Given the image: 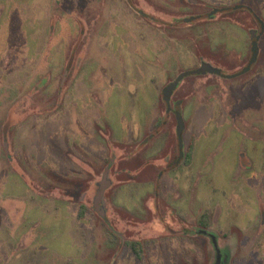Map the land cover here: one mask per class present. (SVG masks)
<instances>
[{
    "label": "rangeland",
    "instance_id": "rangeland-1",
    "mask_svg": "<svg viewBox=\"0 0 264 264\" xmlns=\"http://www.w3.org/2000/svg\"><path fill=\"white\" fill-rule=\"evenodd\" d=\"M246 7L264 23V0H0V264H215L212 235L225 264H264ZM205 63L226 76L185 77L169 110Z\"/></svg>",
    "mask_w": 264,
    "mask_h": 264
},
{
    "label": "water",
    "instance_id": "water-1",
    "mask_svg": "<svg viewBox=\"0 0 264 264\" xmlns=\"http://www.w3.org/2000/svg\"><path fill=\"white\" fill-rule=\"evenodd\" d=\"M192 20H194V17H192L190 19H187V21H192ZM254 34L255 33L253 32V35ZM254 37H255V35H254ZM252 52H253V55H252V58L250 60V63L239 74H242L244 72H247V71L251 70L253 64L257 61V57H258V41L257 40L253 42ZM207 73L225 76L222 73V70L221 69H218V68L212 66L209 63L203 64L200 68H198V69H196L194 71H188V72L182 73L173 83H171L165 89V92H164V100H165L166 104L168 105L169 110L171 109V107H170L171 95H172L173 91L177 88V86L179 85V83L185 77H188V76H191V75H203V74H207ZM233 76H236V75H233ZM229 77H232V76H229ZM177 119H178V139H179V147H180V149H183V132H184L185 124H184V121H183V118H182V115H181L180 112L177 113ZM182 155H183V151L181 150V156ZM211 237H212L213 244H214L215 249H216V252H217L215 264H221L222 253H221V250L219 248L217 239L213 235Z\"/></svg>",
    "mask_w": 264,
    "mask_h": 264
},
{
    "label": "flooded vegetation",
    "instance_id": "flooded-vegetation-1",
    "mask_svg": "<svg viewBox=\"0 0 264 264\" xmlns=\"http://www.w3.org/2000/svg\"><path fill=\"white\" fill-rule=\"evenodd\" d=\"M246 11H248L249 12V14L253 17V19H255V21H257L258 22V25H259V28H260V33H257V30H252L251 32V35H252V39H253V42L254 41H258V49H259V41H260V39H261V37H262V35H263V33H264V23H263V20H262V18L260 17V15H258V14H256L257 12H255V10H253V9H249V8H247L246 7ZM211 14V13H210ZM253 32L255 33L254 35H255V37H254V35H253ZM252 55H253V52H252ZM255 64V63H254ZM253 64V65H254ZM253 67V66H252ZM252 69V68H251ZM223 73V72H222ZM207 74H209V73H207ZM222 76V75H221ZM226 76V75H225ZM177 89V88H176ZM176 89L173 91V93H172V95H171V99H172V96H173V94H174V92L176 91ZM171 99H170V101H171ZM201 233H203V234H205L206 236L208 235V236H210L211 234L210 233H208V232H206V231H201ZM211 239H212V237H211ZM213 241V240H212ZM217 253V252H216ZM222 253V252H221ZM226 263V261H225V256L224 255H222V258H221V264H225Z\"/></svg>",
    "mask_w": 264,
    "mask_h": 264
},
{
    "label": "trees",
    "instance_id": "trees-1",
    "mask_svg": "<svg viewBox=\"0 0 264 264\" xmlns=\"http://www.w3.org/2000/svg\"><path fill=\"white\" fill-rule=\"evenodd\" d=\"M191 157H192V148H190V150L187 153V160L186 161L190 162ZM85 212H86V207L82 206L80 214H79L80 218H84ZM204 219H206V218H204ZM204 219H203V221H204ZM129 244H130L131 248L133 249L134 253L136 254V256L138 258H142V255H143L142 245L139 242H131Z\"/></svg>",
    "mask_w": 264,
    "mask_h": 264
}]
</instances>
